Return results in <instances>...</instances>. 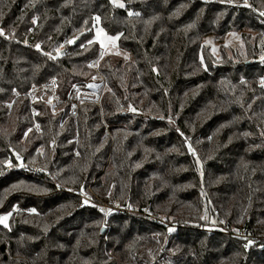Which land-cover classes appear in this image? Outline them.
<instances>
[{
  "label": "trees",
  "instance_id": "obj_1",
  "mask_svg": "<svg viewBox=\"0 0 264 264\" xmlns=\"http://www.w3.org/2000/svg\"><path fill=\"white\" fill-rule=\"evenodd\" d=\"M120 2L0 0V162L29 165L0 163V264H264V0ZM98 25L118 50L101 49ZM230 32L243 49L217 57L205 39ZM100 52L101 107L80 109L78 142L43 101L42 132L25 135L26 92L56 78L65 98ZM90 185L147 212L81 207Z\"/></svg>",
  "mask_w": 264,
  "mask_h": 264
},
{
  "label": "built area",
  "instance_id": "obj_2",
  "mask_svg": "<svg viewBox=\"0 0 264 264\" xmlns=\"http://www.w3.org/2000/svg\"><path fill=\"white\" fill-rule=\"evenodd\" d=\"M101 56V52L95 59L89 62V67L93 69L96 73L94 74L95 79L88 82H80L74 83L70 88L67 96L65 98L61 97L58 93V83L56 78L49 79L41 84L33 85L28 92H26V96L30 100L31 104V112L34 118V124L29 128L35 129L38 133L42 132L41 124L36 120V115L38 111L34 107V104L43 101L49 107L50 111L54 114H60L63 112L68 113V117H71L75 120L76 125V135L74 138L70 139L69 141L78 142L79 139V132H78V116L80 109L86 105L97 106L101 107V98L102 93L104 91L105 81L103 75L99 71L98 60ZM94 65V66H93ZM95 85V86H90ZM12 95L14 99L9 102L7 105L11 108L15 98L21 95L16 89L13 90ZM69 105V106H67ZM108 134V130L106 132ZM51 146L54 145L53 142L50 144ZM76 155H78L77 149L73 151ZM20 156V155H19ZM11 163H15L16 165L23 164L24 166L21 167L23 169H28L29 165L24 162L23 158L20 156V159H16V155L14 158L9 159ZM15 165V166H16ZM19 167V166H17ZM33 170L36 173L48 176V171H43L38 166H34ZM58 191H63L60 187L57 188ZM68 190H71L68 188ZM81 199V207L93 206L97 209L99 213L105 216L107 219L112 217L115 214L121 213H146V208L139 209L134 206H130L127 204L120 203L118 201L114 202H105L103 201L93 190L92 185H90L87 189H84L80 194ZM88 199L89 203L85 204L84 200ZM100 209H104V212H101ZM4 214H0L3 216Z\"/></svg>",
  "mask_w": 264,
  "mask_h": 264
},
{
  "label": "snow or ice",
  "instance_id": "obj_3",
  "mask_svg": "<svg viewBox=\"0 0 264 264\" xmlns=\"http://www.w3.org/2000/svg\"><path fill=\"white\" fill-rule=\"evenodd\" d=\"M110 2L113 3L114 5H117L120 8H124L125 7V5L122 2H120V0H110ZM233 2H234V0H227V3H229V4H231ZM245 5L248 6L247 5V0H245ZM129 14L131 15L132 13H129ZM261 15H264V12H261ZM95 19L97 21H99L100 17L97 16V17H95ZM33 22H35V18H34V21ZM0 35H3V30L2 29H0ZM96 39L99 40L100 46L103 48L105 46V41H109V42H111V43L114 44L115 41H116V39H117V37L116 36H109V35H107L104 32V30L102 28H98L97 29V32H96ZM73 42H74L73 40L67 41V43H69V44H71ZM92 42L93 41L89 40L88 41V44H91ZM25 43H26V41H25ZM35 47L37 49H40V45L39 44H36ZM45 55H48L50 58H54V57L51 56L50 53H45ZM57 55H60V50L59 49H57ZM261 61L264 62V56H261ZM153 71H156V69L153 68ZM260 82H261V85L264 86V78H261V81ZM90 86H95V85H90ZM132 110L135 111V109H132ZM189 150L190 151H193V155H195L194 150L191 149V145H189ZM16 159L17 160L20 159L19 154H16ZM0 163H3L8 168L13 167V164L11 163L10 160H4V161H2ZM197 163H199V161H197ZM16 166L23 167L24 165L21 163V164L16 165ZM84 203L85 204L89 203V200L88 199H85L84 200ZM28 211L35 213L36 209L32 208V209H28ZM100 211L101 212H104L105 210L104 209H100ZM9 215H11V213H8V214H5L3 216H0V224H3L5 227H8L7 220H8V216ZM169 231H172V229L169 228ZM253 243H254V241H252L251 239H248L247 242L244 244V247L245 248H248Z\"/></svg>",
  "mask_w": 264,
  "mask_h": 264
},
{
  "label": "rangeland",
  "instance_id": "obj_4",
  "mask_svg": "<svg viewBox=\"0 0 264 264\" xmlns=\"http://www.w3.org/2000/svg\"><path fill=\"white\" fill-rule=\"evenodd\" d=\"M263 22H264V20H261V23L262 24H263ZM98 28H102V27L100 25H98L97 27H95V39H96V32H97V29ZM104 32L107 34V32L105 30H104ZM107 35H109V34H107ZM262 39H263V42H264V38H262ZM97 41L99 43V40H97ZM205 43L206 44H209L212 47L211 50H212V52H214V54L217 57H219L220 48H222V47H224V48H226L228 50V55L230 57H233L232 52H231L232 48L243 49V47H244V43H243V41L241 39V36H240V34L238 32H230L226 36V38L223 41H221V42L218 41L217 39L212 38V37H207L205 39ZM117 47H118V38L116 39V41H115L114 44L111 43V42H109V41H105V46L103 48L101 47V49L102 50H105V51H116V50H118ZM93 79H95V76L94 75L91 76L90 81H92ZM78 83H80V82H78ZM61 124H63V122ZM28 132H29V130H27V132L25 133V135ZM68 142H72V141H68ZM74 150H76V149L74 148L72 151H74ZM115 201H118V200H115Z\"/></svg>",
  "mask_w": 264,
  "mask_h": 264
},
{
  "label": "water",
  "instance_id": "obj_5",
  "mask_svg": "<svg viewBox=\"0 0 264 264\" xmlns=\"http://www.w3.org/2000/svg\"><path fill=\"white\" fill-rule=\"evenodd\" d=\"M105 230H106V229H105V228H103V229H102V232H105Z\"/></svg>",
  "mask_w": 264,
  "mask_h": 264
}]
</instances>
